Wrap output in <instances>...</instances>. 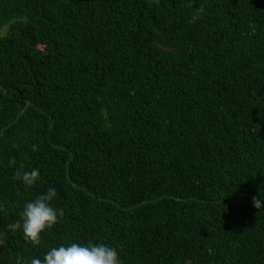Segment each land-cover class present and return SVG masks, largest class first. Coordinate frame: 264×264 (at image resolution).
<instances>
[{
  "label": "trees",
  "instance_id": "trees-1",
  "mask_svg": "<svg viewBox=\"0 0 264 264\" xmlns=\"http://www.w3.org/2000/svg\"><path fill=\"white\" fill-rule=\"evenodd\" d=\"M4 27L0 264L89 240L264 264V0H0ZM49 187L64 215L33 246L8 225Z\"/></svg>",
  "mask_w": 264,
  "mask_h": 264
},
{
  "label": "clouds",
  "instance_id": "clouds-1",
  "mask_svg": "<svg viewBox=\"0 0 264 264\" xmlns=\"http://www.w3.org/2000/svg\"><path fill=\"white\" fill-rule=\"evenodd\" d=\"M33 147L35 150V146ZM22 169H24L23 164L14 172L13 178L25 186L34 185L40 176L39 170L37 168H32L30 171ZM56 198L57 189L49 187L34 200L26 201L19 212V219L9 224L8 229L21 231L25 241L33 246L39 245L41 234L51 229L64 215L62 208L53 206ZM252 204L253 207L260 209L264 205V198L253 197ZM3 243L4 234L0 233V245ZM16 264H25V261L18 257ZM30 264H123V261L117 248L89 240L86 244L70 243L67 246L52 247L42 256L32 257Z\"/></svg>",
  "mask_w": 264,
  "mask_h": 264
},
{
  "label": "rangeland",
  "instance_id": "rangeland-1",
  "mask_svg": "<svg viewBox=\"0 0 264 264\" xmlns=\"http://www.w3.org/2000/svg\"><path fill=\"white\" fill-rule=\"evenodd\" d=\"M7 31H8V27H4V28H2V30H0V37L5 36L6 33H7Z\"/></svg>",
  "mask_w": 264,
  "mask_h": 264
}]
</instances>
